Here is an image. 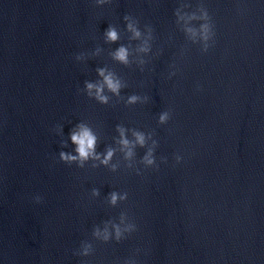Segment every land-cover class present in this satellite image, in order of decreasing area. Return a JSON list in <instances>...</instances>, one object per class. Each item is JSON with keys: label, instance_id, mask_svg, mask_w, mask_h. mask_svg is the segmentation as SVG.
I'll use <instances>...</instances> for the list:
<instances>
[{"label": "clouds", "instance_id": "clouds-1", "mask_svg": "<svg viewBox=\"0 0 264 264\" xmlns=\"http://www.w3.org/2000/svg\"><path fill=\"white\" fill-rule=\"evenodd\" d=\"M97 5H102L108 0H95ZM195 18V17H193ZM125 20H128L129 17L126 15L124 17ZM202 19L205 21L209 20L208 13L205 11ZM128 30L134 34L135 38H139L141 33L137 30L132 23L127 25ZM188 32L192 33L193 37L196 36V31L194 29H187ZM106 40L109 42H115L119 39L118 32L114 27H109L105 33ZM200 37L201 40L204 41V45L202 48V52H207L209 48L212 46L209 41L214 42L215 32H214V25L210 23H204L201 25L200 28ZM141 51L147 52L149 49L147 47H143L140 49ZM129 52L128 49L124 46L119 47L114 53L113 58L119 61L122 64L127 65L129 63ZM82 59V54H78L76 56V60L79 61ZM98 74L103 77L102 83H92V82H85V88L87 90L88 97H93V89H95L94 98L100 104H108L109 98L106 95H103L104 87L106 86L107 89L119 96L120 90L123 87L121 81L115 77V75L111 72L106 74L105 69H98ZM171 75H175V72L170 73ZM141 97L133 94L130 95L127 99V104L132 105L136 104L140 101ZM144 100H147V97H144ZM171 118L170 111H163L159 114L158 123L165 124ZM77 130H74L70 133V140L75 145L74 153L72 152H59V159L60 161L64 162L67 165L76 164L79 168H84L86 163L89 160L99 161L100 164L104 166H108L112 158L115 154V149L108 148L106 153L103 154V158H101V154L96 152V145H97V137L92 132L91 128L88 127L84 123H80L76 126ZM118 131L120 132V140L119 144L122 146L121 151L124 153V159L126 161H132L135 157V151L137 145L141 148H145L146 146V137L145 134L140 131H134L133 135L135 137V142L129 141L125 137V130L123 127L118 126ZM58 132L62 133V128L58 129ZM66 142L62 141V147H66ZM158 146V141L153 140L152 146L147 147L145 154L140 159L139 163L144 165L145 168H158L159 165L157 164L156 157H155V150ZM183 160V157L179 154L175 156V161L179 164ZM162 163H167L166 157H161ZM92 167H98V165L93 164ZM133 164L129 163L127 168H133ZM118 165L112 164L111 170L113 172L117 171ZM139 174V169L137 170ZM92 196H99V190L93 188L91 190ZM37 203L42 201V197L39 195L34 197ZM128 199V193L126 191L118 192L112 191L109 193V203L112 206H116L118 202H124ZM128 220L129 222L125 224V221ZM121 224L125 226L122 228ZM111 228L113 231H109V228L106 226L101 232L99 228H94L92 232V236L98 240H102L104 243H108L111 240H115L116 242H120L123 239H126L127 236L131 235L133 232L137 230V225L130 219L127 212L122 211L120 213V223H112ZM127 234V235H126ZM94 251L93 244L90 242H82L80 249L75 252V255L87 257L91 255ZM124 264H137V261L134 257H130L124 261Z\"/></svg>", "mask_w": 264, "mask_h": 264}]
</instances>
